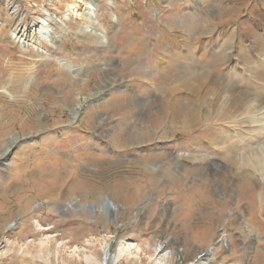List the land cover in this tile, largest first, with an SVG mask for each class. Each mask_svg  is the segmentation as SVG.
Instances as JSON below:
<instances>
[{
	"label": "rangeland",
	"instance_id": "1",
	"mask_svg": "<svg viewBox=\"0 0 264 264\" xmlns=\"http://www.w3.org/2000/svg\"><path fill=\"white\" fill-rule=\"evenodd\" d=\"M0 24V264H101L111 240L133 244L111 264H264L222 89L264 66V0H0Z\"/></svg>",
	"mask_w": 264,
	"mask_h": 264
},
{
	"label": "bare ground",
	"instance_id": "2",
	"mask_svg": "<svg viewBox=\"0 0 264 264\" xmlns=\"http://www.w3.org/2000/svg\"><path fill=\"white\" fill-rule=\"evenodd\" d=\"M96 16H97V14H96ZM261 18H262V16H261ZM91 20H93V17H91ZM47 23H48V21L43 20V24L41 25V27L37 31L38 38H40V39L41 38H48V34L46 32V26H45ZM94 26H96V25H94ZM0 30H1V26H0ZM97 30H99V29H97ZM251 32L253 33V31H251ZM101 37H106V34H103ZM258 41H259L258 42L259 50L264 52V40L261 41V38H259ZM151 50H152V48H151ZM220 54L224 55V52L220 53ZM248 58L249 57H247V59ZM223 60H224V58H223ZM245 61H246V59H245ZM248 65L246 64V66H248ZM248 67H252V66L249 65ZM260 67L256 66V67H253L251 69L246 68L249 70L246 74H244L242 76H239L237 74L234 75L233 77H231L229 75L226 76L225 80L223 79L224 83L222 84L223 85L222 89L225 88L224 91H226V93H224V94H226V96H227V93L229 94L228 97H226L224 95L225 98L223 97L224 98L223 103H228L234 107H240L243 111L241 113H243V115L245 114V116H246L245 117L246 120L244 122L246 123V121H248V123H249V125L246 123L248 125L247 135H242V137L244 138L246 136L251 135L250 137H252V139H255L253 141H247V143L244 147L243 146L240 147V152H241V150H242V152L240 153L239 159H240L241 163H243V165H246L253 170H260L264 173V112L262 111L264 109V68H263L264 66L262 68H260ZM225 74H227V73H225ZM261 112H263V113L260 116L256 115L257 113H261ZM254 114H255V116H254ZM73 117H75V116H73ZM77 118L78 117H76V119ZM11 225L12 224L10 223V225H8L7 227L9 228V227H11ZM112 242H113L112 240L105 242V244L103 246V257L101 260V264H111L116 259H118L119 257L126 254L127 251L131 250V247L133 245L131 243H123L122 246L118 247L117 250H114V248L112 246ZM165 247H166V245L164 243L157 244L155 251L162 252L165 249ZM212 249H214V248L210 249L211 253H212ZM210 250L208 251L209 253H210ZM175 252H176L175 248H172V249L169 248V250H167L164 254H162V255L159 254V256L155 258L154 264H170L169 261L175 256ZM86 259L87 260H93L96 258L93 255H87ZM173 260H174V258H173Z\"/></svg>",
	"mask_w": 264,
	"mask_h": 264
},
{
	"label": "water",
	"instance_id": "3",
	"mask_svg": "<svg viewBox=\"0 0 264 264\" xmlns=\"http://www.w3.org/2000/svg\"><path fill=\"white\" fill-rule=\"evenodd\" d=\"M203 255V254H202ZM201 256V255H200ZM204 256V255H203Z\"/></svg>",
	"mask_w": 264,
	"mask_h": 264
}]
</instances>
